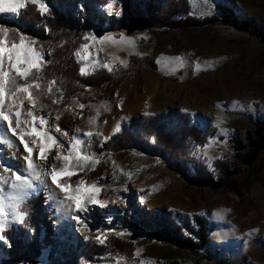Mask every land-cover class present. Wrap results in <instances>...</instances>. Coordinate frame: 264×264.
Returning <instances> with one entry per match:
<instances>
[{
	"label": "rangeland",
	"instance_id": "obj_1",
	"mask_svg": "<svg viewBox=\"0 0 264 264\" xmlns=\"http://www.w3.org/2000/svg\"><path fill=\"white\" fill-rule=\"evenodd\" d=\"M124 1L115 0L111 14L107 3L98 4L94 9L95 26L87 36L99 40L111 35L119 40L123 35L133 43L112 45L84 40L83 44L91 45L88 62L77 60L75 53L82 51L81 46L74 53L80 68L88 66L90 74L84 76L99 69L108 71L94 65L110 64L113 71L108 72L113 74V82L100 97L95 90L87 89L91 98L87 102L77 97L63 101V107L52 116L43 109L34 111L48 117L49 125H53L51 134L64 146L61 149L64 153L69 150L73 136L83 139L82 150L89 152L91 138L85 137V132L99 133L102 147L115 135L121 120L138 114L169 113L170 118L188 120L207 132L205 145L193 154L207 165L216 179L224 177V171L228 170L233 182L225 187H195L183 179L180 170L172 168L159 156L133 148L100 159L94 170L89 166L70 179L60 178L62 183L74 187L80 179L91 183L104 177L98 181L102 187L99 199L106 202V207L90 205L87 212L75 213L68 210L69 202L61 203L65 194L52 184L50 177L42 175L44 182L34 181L35 188L26 199L41 194L46 219L39 225H29L25 223L26 215L21 222L20 213L26 212L23 201L16 205V215L5 217L16 222L2 232L0 264H47L53 250L60 256L69 250H85L92 243L97 251L101 250L95 260L87 264H116L117 258L121 264H264V146L253 163H246L239 156L246 150L255 128L264 124V0H188L193 14L198 17L213 14L222 17L221 9H230L239 19L251 21L262 35L219 21L176 32L161 40L144 30L110 28L113 18L118 19L123 13ZM40 3L44 2L38 0V5ZM46 8L43 14L48 13ZM75 11L79 17L86 12L80 3ZM117 12L121 14L117 16ZM17 16L7 13L5 19ZM0 28L9 29L5 24H0ZM2 35L0 33V38ZM20 35H25L29 41L35 40L24 32ZM35 41L33 47L42 50L44 58L51 53L50 44ZM132 55L148 56L156 67L146 63L134 67L130 62ZM177 57L180 59H175ZM48 86L45 84V88ZM79 104L85 107L81 109ZM26 107H31L27 100L22 105V119L26 117ZM57 115L59 120L55 119ZM90 119L95 123L90 124ZM55 125L68 135L55 132ZM76 128L80 133L75 132ZM0 138V177L9 180L8 184L0 180V197H3L5 211L11 212L10 205L15 203L10 199L14 195L10 187L13 172L31 174L25 172L23 146L7 131L6 122H0ZM4 140H10L13 146L8 147ZM30 146L33 145L30 143ZM33 148V160L42 166L36 171L42 174L51 168L57 150L53 148L47 160H40L38 147ZM62 163L56 161L58 167ZM112 181H116L117 186L108 187L107 183ZM134 205L153 214L164 210L178 219L206 218L212 228L207 247L211 260L200 259L134 228L129 224V221L135 222ZM73 214L82 216L88 226L74 221ZM194 226L198 228L196 223ZM119 232L125 234L118 235ZM184 233L196 238L194 233ZM101 234L106 237L104 244L96 239ZM113 238L133 241L134 255L127 257L109 251Z\"/></svg>",
	"mask_w": 264,
	"mask_h": 264
},
{
	"label": "trees",
	"instance_id": "obj_2",
	"mask_svg": "<svg viewBox=\"0 0 264 264\" xmlns=\"http://www.w3.org/2000/svg\"><path fill=\"white\" fill-rule=\"evenodd\" d=\"M40 1L46 4L48 13L43 14L38 8V3L27 0L26 7L20 10L15 19L6 20V14H1L0 24L9 27L10 40L14 36L17 41L20 32H24L40 44L52 46L51 53L44 59L47 63L40 73L41 90L46 93L40 97V103L45 107L40 108L37 105L38 109H43L52 116L63 107V101L72 97H77L84 102L91 100L87 89L95 90L100 97L114 80L113 74L104 69L96 70L89 76L82 75L80 65L74 56L91 27L95 26V7L98 4H106L108 0ZM78 3L82 4L86 11L83 17L76 14L75 9ZM122 10L120 18H113V22L110 23L111 29L144 30L157 40L176 32L189 31L219 21L230 22L238 29L262 35L251 21L239 19L230 9H221L222 17L216 14L198 17L193 14L188 0H125ZM130 62L134 67L141 63L156 67L148 56L132 55ZM49 81H55L51 93H47L45 88V84H49ZM17 83L23 84L24 81L17 78ZM53 100H58L59 103L54 104ZM207 137V132L199 125L190 124L188 120L170 118L169 113L138 114L121 120L119 131L102 147H100L101 135L94 134L90 139L88 150L100 159H107L111 153H125L136 148L147 154L159 156L172 168L180 170L183 179L190 185L198 188L225 187L233 182L230 171L225 170L224 177L216 179L207 165L193 154L194 150L205 145ZM151 139H154L153 143ZM246 146V150L239 153V156L244 162L253 163L264 146L263 123L255 128ZM116 181L108 182L107 186H117ZM22 207L27 212L26 224L39 225L45 221L46 209L41 194L24 200ZM133 210L135 222L129 221V224L134 228L147 233L157 241L184 249L200 259L211 260L207 247L210 243L212 228L206 218L196 216L194 221L178 219L164 210H158L156 214L148 213L137 205H134ZM195 223L198 228L194 226ZM185 231L194 233L196 238L185 235ZM135 249L133 241L113 238L109 251L131 257ZM100 250V248L96 250L95 243L80 252L69 250L61 253L60 256L53 250L47 264H87L95 260Z\"/></svg>",
	"mask_w": 264,
	"mask_h": 264
},
{
	"label": "snow or ice",
	"instance_id": "obj_3",
	"mask_svg": "<svg viewBox=\"0 0 264 264\" xmlns=\"http://www.w3.org/2000/svg\"><path fill=\"white\" fill-rule=\"evenodd\" d=\"M31 2L38 3V0H31ZM114 3L115 0H108L106 4L109 14H111ZM25 7L26 0H0V13L17 14ZM39 10L42 13L46 12V5L40 3ZM120 14L119 12L116 13L117 16ZM0 33L3 34L2 38H0V122L7 123V131L13 136H16L19 143L23 146V151L26 153V155L22 157L26 163L25 172L31 174L25 175L17 174L15 171L13 172L10 187L14 195L10 199L15 203L10 205L13 209L11 212L5 211L3 197H0V239H3V230H5L9 224L16 222L14 219H5V217H14L16 215V205L24 201L30 195V190H34V181H39L40 183L44 182L41 178L42 175L50 177L52 184L65 194L64 200H62L61 203L65 201L69 202L66 205L69 211L85 213L89 210L90 205L106 207V202L99 199L102 187L99 185L98 181L104 177H99L91 183H88L84 179H80L74 187L67 182H61V177H68L70 179L72 176L78 175L79 172L85 171L89 166H91V170H94L96 165L99 164L100 158L91 152L83 151L82 145H84V140L76 136L72 137L67 153L61 151L64 146L51 134L50 129L53 125H49L48 117L37 115L34 111L37 105H39L40 108L45 107V105L40 103V97L46 94L41 90V77L39 75L43 66L47 63V61L44 60L43 51L33 47L36 41H29L25 35H20L19 42L17 43L15 42L14 36L12 40L9 39V31L7 28H0ZM84 39L91 40L94 43H108L112 45H131L133 43L131 39L123 35L120 36L119 40L111 35H104L99 38V40L95 36H86ZM90 47L91 45L89 43H84L81 45L82 51H76L75 55L78 62L89 61L91 55L89 52ZM175 59L179 60L180 58L177 57ZM121 64L125 67L127 66L125 61H121ZM97 66L106 68L110 72L113 71L112 66L108 63L94 65V67ZM199 67L198 64L197 68ZM12 72H14L15 75H12ZM80 73L82 75L90 74L88 66L81 67ZM17 78L23 80L24 83H17ZM54 84L55 81H49L47 93H51ZM19 93L24 94L23 98L17 95ZM13 97H16L19 103H17ZM24 99L29 102L31 107L27 110L26 117L22 119V105ZM53 103H59V101L53 100ZM79 107L83 109L85 106L79 104ZM97 115H99V111ZM145 115H147V113H145ZM13 116L15 117V127H13ZM28 117H30V119H28ZM55 119L59 120L60 116L57 115ZM89 123L94 124V119H90ZM54 127L55 132L62 133L64 136L68 135L66 130L62 132L59 125H55ZM116 130L119 131V127H117ZM80 131L79 128L75 129L76 133H80ZM224 131L226 133V130ZM95 134L100 135L99 133ZM93 135L94 133L92 131L84 133V136L88 138H91ZM3 142L7 143L8 147L13 146L10 140H4ZM30 143L38 147V159L40 160H47L48 154L53 148L57 150V155L51 162V168L44 171L42 174L36 171L38 167L42 166L35 164L33 160L34 148L30 146ZM56 161H62L63 163L58 167ZM4 170L8 171V168L4 167ZM0 180L3 181V184L9 183V180L6 178L0 177ZM26 215V212L20 213L21 222ZM71 218L83 227L88 226V222L82 216L73 214ZM109 231H111V229ZM117 234L124 235L125 233L119 232ZM96 239L100 244H104L106 237L104 234H101L97 236ZM116 264H121L119 258H117Z\"/></svg>",
	"mask_w": 264,
	"mask_h": 264
},
{
	"label": "crops",
	"instance_id": "obj_4",
	"mask_svg": "<svg viewBox=\"0 0 264 264\" xmlns=\"http://www.w3.org/2000/svg\"><path fill=\"white\" fill-rule=\"evenodd\" d=\"M26 1H27V0H26ZM1 14H7V13H0V15H1ZM10 14H11V13H10ZM17 14H18V13H17ZM44 59H45V58H44ZM17 95H18L20 98H23V96H24L23 93H19V94H17ZM13 99L16 100V97H13ZM25 100H26V99H24L23 102H24ZM16 102L19 103V100H16ZM28 109H29V107H26L25 110H28Z\"/></svg>",
	"mask_w": 264,
	"mask_h": 264
}]
</instances>
